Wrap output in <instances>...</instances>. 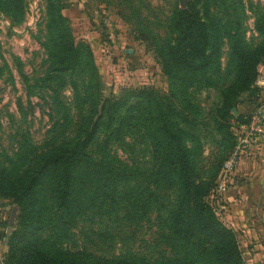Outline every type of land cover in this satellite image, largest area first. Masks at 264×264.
<instances>
[{
  "label": "rangeland",
  "instance_id": "1",
  "mask_svg": "<svg viewBox=\"0 0 264 264\" xmlns=\"http://www.w3.org/2000/svg\"><path fill=\"white\" fill-rule=\"evenodd\" d=\"M56 1L25 0L20 23H13L0 8L2 162L14 160L11 156L24 140L32 146L47 140L58 116L45 90H24L21 78V73L42 72L46 53L40 45L39 28L46 9ZM192 1H61L60 13L72 36L92 51L98 90L89 92L87 99L88 90H76V96L66 85L60 97L70 112L82 102L85 106L91 102L92 108L86 112L89 118L95 112L92 103L96 98L129 96L130 103L136 104L145 98L142 90L170 98L164 104L187 114L185 93L195 118L190 125L183 117L177 122L180 151L172 149V153L184 154L194 167L198 186L192 197L208 189L202 201L206 208L200 213L199 206L178 187L157 189L146 184L149 158L161 155L137 133L126 139L129 146L116 141L110 148L120 169L105 172L95 167V161L104 158L102 129L108 121L104 116L86 149V158L78 160L79 167L73 169L72 194L66 207L55 203L62 169L53 166L36 175V193L25 189L21 195L25 208L33 213L24 218L23 228L17 227L20 205L15 197H0V264H4L10 242L17 248L25 245L26 253L36 261L43 259L35 264H217V236L212 230H203V213L231 231L241 264H264V0H199L201 13L207 12L224 36L218 70L209 71L208 83H200L202 76L196 73V82L189 85L183 75L174 82L166 73L168 66L162 63L156 46L167 45L174 13L185 11ZM230 44L262 52H258L253 83L238 90L235 105L222 116V94L239 74L237 69L229 70ZM5 63L12 82L6 80ZM252 122L262 130L251 131ZM75 133H69L67 140ZM232 156L227 169L224 164ZM40 165L39 159L31 163L34 170ZM3 188L11 194L8 187Z\"/></svg>",
  "mask_w": 264,
  "mask_h": 264
},
{
  "label": "trees",
  "instance_id": "2",
  "mask_svg": "<svg viewBox=\"0 0 264 264\" xmlns=\"http://www.w3.org/2000/svg\"><path fill=\"white\" fill-rule=\"evenodd\" d=\"M61 1L63 0H57L56 3L48 6L43 17L42 28H39V36L42 37L40 45L46 53V58L41 63L42 72L32 76L21 73L24 90H45V95L52 98L55 104L54 111L58 116L48 130L51 136L35 146L24 140L13 152L11 157L15 158L14 160L7 163L0 161V197L14 196L20 205L17 227L23 228L24 218L33 215L25 208L21 195L25 189L36 193V175L47 166L62 169L58 178L55 203L59 207L68 205L72 194L73 169L79 167L78 160L82 161L86 158V149L92 142L97 126L104 116L108 118L107 124L102 129L106 137L102 145L104 158L95 161V167L105 172L120 169L118 162L113 160L114 156L112 157L109 152L110 148L116 141L117 144L129 146L126 139H133L132 133H137L153 147L156 154L161 155L149 158L146 184L157 189L178 187L189 200L199 206L202 213L206 208L202 202L203 195L208 193V189L202 192L200 190L193 198L191 193L198 186L195 183L197 176L194 167L184 154L172 153V149L179 150L177 141L181 130L177 128V122L183 117L184 121L190 125L195 118L185 93L183 94V99L186 101L184 111L187 114L164 104L165 99L170 100V98L159 97L151 90H142L140 93L145 98L136 104L130 103L129 96L103 100L96 98L92 103L95 112L89 118L86 112L87 108H92L91 102H88L86 106V103L82 102L75 111L70 112L69 105L62 100V96L60 97L61 90L68 85L76 96H78L76 90H88L87 99L89 92L93 94V90H98V71L92 51L87 43L77 41L72 36L66 18L60 13ZM198 2L199 0H194L188 4L185 11L174 13L171 24L172 36L163 48L156 46L162 63L168 66L166 73L173 78L174 82L175 78L181 74L184 80L192 85L196 82L195 74L199 73L202 76L199 78L200 83H208L209 71L218 70L219 67L220 40L224 34L219 31L207 12L201 13ZM26 6L25 0H0V8L13 23L24 20ZM230 46L229 70L237 69L239 74L237 81L226 88L222 94V111H219L222 116L235 105L238 90H246L248 85L253 83L256 77L258 52H262V49L248 52L242 44H230ZM172 69L175 71L174 74ZM5 71L6 80L12 82L13 75L6 63ZM20 105L21 101L18 100L17 106ZM48 117L53 119L51 114H48ZM74 131L76 132L74 137L67 140L68 134H74ZM35 159L41 160L38 170H34L31 166ZM4 185L8 187V192L11 194H7L3 188ZM204 214L200 215L203 230H212L217 236V264H241L237 244L231 231L222 229L208 215L203 216ZM8 244L10 249L4 264H23L24 261L35 264L43 260L36 261L32 258L31 254L26 253L29 249L25 245L17 248L12 245V242Z\"/></svg>",
  "mask_w": 264,
  "mask_h": 264
},
{
  "label": "built area",
  "instance_id": "3",
  "mask_svg": "<svg viewBox=\"0 0 264 264\" xmlns=\"http://www.w3.org/2000/svg\"><path fill=\"white\" fill-rule=\"evenodd\" d=\"M250 130L251 131H254V132H260L262 129H261V126L260 125H256L254 122L251 123L250 125ZM251 134V133H250ZM233 160H234V156H232L225 164H224V167L228 169V167L233 163Z\"/></svg>",
  "mask_w": 264,
  "mask_h": 264
},
{
  "label": "crops",
  "instance_id": "4",
  "mask_svg": "<svg viewBox=\"0 0 264 264\" xmlns=\"http://www.w3.org/2000/svg\"><path fill=\"white\" fill-rule=\"evenodd\" d=\"M260 236H262V234H260Z\"/></svg>",
  "mask_w": 264,
  "mask_h": 264
}]
</instances>
